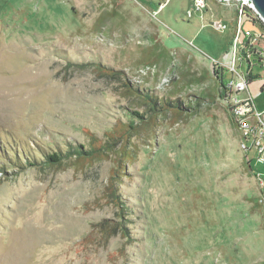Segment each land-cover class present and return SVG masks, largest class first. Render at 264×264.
I'll return each mask as SVG.
<instances>
[{"label": "rangeland", "instance_id": "374dc122", "mask_svg": "<svg viewBox=\"0 0 264 264\" xmlns=\"http://www.w3.org/2000/svg\"><path fill=\"white\" fill-rule=\"evenodd\" d=\"M195 1L0 0V264H264V165L218 97L225 54L236 44L247 74L238 50L249 36L264 51V29L236 0L188 14ZM250 63L238 98L262 113ZM128 123L120 166L44 164Z\"/></svg>", "mask_w": 264, "mask_h": 264}, {"label": "built area", "instance_id": "2783aa9c", "mask_svg": "<svg viewBox=\"0 0 264 264\" xmlns=\"http://www.w3.org/2000/svg\"><path fill=\"white\" fill-rule=\"evenodd\" d=\"M228 1V0H225ZM238 4V13L247 18L254 26L257 22H262L250 0H236ZM204 9V3L201 0H196L195 4L190 8L188 14L192 11H201ZM248 41L247 48H241L238 52L246 61L247 74H238L234 70L237 49L236 44L230 52L225 54V60L229 66V71L232 77L227 82H224L225 98L222 100L229 108L231 121L235 125L240 134V148L245 154L253 152L254 160L259 165H264V112H257L249 98L239 99L238 95L244 93L247 89L249 76L251 75V62L259 67H264V52L257 47L256 38L246 36ZM219 65V64H218ZM247 156V155H246ZM261 186H264V175ZM258 204L264 207V191L259 197Z\"/></svg>", "mask_w": 264, "mask_h": 264}, {"label": "trees", "instance_id": "16d2710c", "mask_svg": "<svg viewBox=\"0 0 264 264\" xmlns=\"http://www.w3.org/2000/svg\"><path fill=\"white\" fill-rule=\"evenodd\" d=\"M262 28L264 29V24H262ZM103 71L107 74V70L103 69ZM105 74V75H106ZM254 76H249L248 82H251L254 80ZM219 93L218 97L221 99V101L225 98V92H224V83L222 80L219 78ZM264 90V86L261 88V91ZM150 101L155 104V100L152 98H149ZM172 109H178L177 104L174 106H170ZM153 112L154 108L152 109ZM133 116H137L142 118L138 113L136 112H131ZM155 118V115H154ZM233 123V122H232ZM135 123H128L126 125V129L123 130L121 133L117 134L115 130L112 132H107L106 135V140L105 141H100L94 135H89L90 136V142L88 146H76L71 151H69L67 154L64 156L61 155L59 152H53L49 155L46 156L45 165H52V166H57L61 164V161L63 159H66L67 157L74 156L78 162L84 164L85 163H91L94 161H100L103 160L104 158H108V156L112 153H115V156L117 157V166H120L121 158L124 157L125 160L130 159V155L125 152V146L128 142V139L130 137V132L135 128ZM119 145L118 149L115 150L114 148ZM34 165V164H33ZM35 166V165H34ZM247 166V165H246ZM120 172L117 170V168H114L113 173L110 175V182L107 188V198L110 200V202L114 206H119L121 210V215L123 216L125 209V206L123 205V202L120 201L117 195H115V188L113 184H115L116 179H120ZM125 209V210H124ZM123 211V213H122ZM100 231L104 237H111L110 232L115 229L116 225L111 226L108 222H102L100 223ZM110 231V232H109Z\"/></svg>", "mask_w": 264, "mask_h": 264}, {"label": "water", "instance_id": "95a60500", "mask_svg": "<svg viewBox=\"0 0 264 264\" xmlns=\"http://www.w3.org/2000/svg\"><path fill=\"white\" fill-rule=\"evenodd\" d=\"M217 1H225V0H217ZM253 4L254 9L258 13V15L261 17L263 23H264V0H250Z\"/></svg>", "mask_w": 264, "mask_h": 264}, {"label": "crops", "instance_id": "0c3cea01", "mask_svg": "<svg viewBox=\"0 0 264 264\" xmlns=\"http://www.w3.org/2000/svg\"><path fill=\"white\" fill-rule=\"evenodd\" d=\"M261 50L263 51V49L261 48ZM264 52V51H263ZM249 83V82H248Z\"/></svg>", "mask_w": 264, "mask_h": 264}]
</instances>
